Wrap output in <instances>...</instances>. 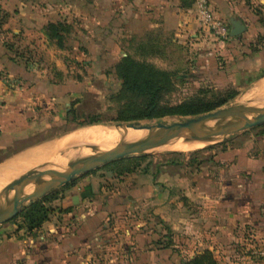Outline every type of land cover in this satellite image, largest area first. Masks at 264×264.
<instances>
[{"label":"crops","instance_id":"obj_1","mask_svg":"<svg viewBox=\"0 0 264 264\" xmlns=\"http://www.w3.org/2000/svg\"><path fill=\"white\" fill-rule=\"evenodd\" d=\"M209 1L230 30L237 23L246 26L243 33L230 38L248 32L250 16L256 11L251 3ZM251 1L260 4L262 12H259L264 20V0ZM71 2L67 6L80 11L79 15L89 25H74L75 31L69 34L73 37L71 42L59 47L45 31L47 23L56 21L48 16L49 11L55 10L54 6L29 7L23 0H0V12L5 15L0 27V152L14 147L24 150L29 146L27 142L40 134L12 140L13 132L28 125L44 100L43 93L34 94L28 87H19L17 74L27 64L18 51H33L35 60L29 68L41 79L53 82L62 81L60 78L68 74L71 64L82 69L91 63L90 53L81 48L80 40L95 43V48L102 50L110 48V52L102 54V67L106 57L122 54L127 39L147 34H155L159 41L177 50H189L192 64L204 60L205 50L215 49L225 54L226 43L215 42L202 29L196 0ZM88 11L94 15H88ZM68 52L76 56L72 58ZM57 53L60 57L56 59ZM47 56L50 58L46 60ZM44 60L56 62V66L51 69L52 65ZM193 66L189 75L209 69L208 65ZM262 70L234 73L230 83L234 86L235 77L244 74L250 77ZM82 75L87 78L84 72ZM181 76L185 78L187 74ZM75 94L53 97L46 102L47 110L52 111L45 130L51 126L54 110H58L55 101ZM257 96L264 100L263 94ZM240 133L243 132L207 151L201 150L205 157L199 160L189 158L192 163L197 160L194 171L183 174L161 170L143 175L138 172L128 198L120 194L119 198L111 195L104 199L93 184L76 183L58 194L51 203L50 218L39 228L27 231L12 224L0 228V264H182L205 250L212 251L219 264H264V137L237 142ZM35 146L36 143L30 145ZM34 157L38 159V155ZM9 164L0 167V175L6 170L5 174L9 175L21 163ZM175 166L177 163L163 167ZM161 178L165 181L162 187ZM175 185L180 186L176 189ZM129 198L133 201H127ZM144 209L146 218L140 213Z\"/></svg>","mask_w":264,"mask_h":264},{"label":"rangeland","instance_id":"obj_2","mask_svg":"<svg viewBox=\"0 0 264 264\" xmlns=\"http://www.w3.org/2000/svg\"><path fill=\"white\" fill-rule=\"evenodd\" d=\"M23 1L29 7L37 4V6L44 8L47 7L48 4H51L52 6H54L55 10L51 13L50 11L48 12L49 18L54 19L56 21H62V20L67 21L68 24L71 26V33L74 32L76 29L74 25L78 27H80L81 24L89 25V23H86L85 20H83L82 17L79 15L81 13L80 11H78L73 6L72 7L67 6L70 3H72L71 1L73 0H23ZM81 1L82 3L86 2V0H81ZM246 2L251 3V5L255 8V10L262 12L260 10L259 3L257 2L252 3L251 0H246ZM86 13L87 14L89 13L88 15H94L91 11L90 12L88 11ZM63 18H67V19L64 20ZM154 35L148 36L147 34V36L145 37H132L127 39L122 46V54L120 53L118 56L111 55L104 59L101 72L102 73L107 72L108 76L104 77L102 74L100 76L99 75L97 76L92 72L90 74L88 73L87 80L89 87L84 93L75 94L72 96L70 95L69 97L56 100L55 105L58 110H54L53 121L51 123V126L44 132L38 134L36 138L30 140V142H27L29 146L27 148H23L24 150H21L22 152L18 150L19 147L18 148L14 147L10 151L6 150L4 152H0V167H2L7 163L12 162L14 159H17L18 157L22 156L23 154L27 152L30 153L31 150H34L36 148L43 149L45 148L46 145L51 147L50 149L45 148L46 152L43 151L42 155L38 157L37 160H30V161L28 160L24 165L22 164L19 167L13 169L9 173L10 176L9 175L3 176L1 174L2 177H0V180L3 178V182L2 180L0 182L3 184L0 183L1 185L0 195L3 193V191L6 188H9L14 185H17V188H20V187H27L33 184L40 183L44 178L45 175L44 173L48 171L47 169L44 168L46 166L49 167H52L54 165L57 166L59 164L66 163L70 160L79 159L88 156L90 154L93 155L96 154L97 153L96 149L92 150L87 145L85 144L83 145V143H77L73 146H65V145H62V147L57 146L62 144L69 137L74 136L76 132L78 134L79 132L83 131V129L84 130L88 129V127L91 128L93 127L96 130L102 129L103 132H107L113 124L118 122H124V121L115 120V115L118 114V112L127 111L134 113H142L145 111V109H147L148 101L145 96H138L136 94L123 90L122 81L118 79L117 74L115 72V65L122 59V57L130 55L136 61L150 63L154 65L157 69L169 72L171 74V84L168 86V89L162 95V98L160 100V105L162 107L176 106L184 102V96L189 91V89H186L184 87V82L186 79L181 81L180 77H183L181 76V73L189 75L190 72L194 70L193 68L194 66L191 61L190 52L189 50H184V49L177 50L175 49L174 46H171L169 43L168 44L162 43L157 39L158 36H154ZM68 38H70V40ZM71 38L73 39L72 35H69L66 39V43H70ZM68 53L72 56V58L76 56L75 53L73 52H68ZM63 54L64 53H61V56ZM57 57H60L58 56V53L56 55V59ZM47 58L50 57L47 56L46 60ZM45 62L47 64L50 63L49 61H48L49 63L47 61ZM50 64L52 65V66L50 65L51 69L53 65L56 66V62H52ZM54 69L52 71L53 73H54ZM83 72L84 70L78 67V65L71 64V68L69 69L68 74H66V76L64 77L62 76L60 79H62V81H65L68 78H72L75 80L78 78V76H80V74L82 75ZM261 83H264V71H262V73L259 72L254 75H250V77H248L245 74L235 77V81H234L235 85L233 86V84L231 83L232 87H235L234 89L237 90L235 96L232 99H230L227 103L213 110L219 108H229L233 104L245 103V102L251 104L263 103L264 100L263 101L261 100L262 97L260 98L257 96V95L261 96L262 93L258 94L257 92L255 94V91L257 90V88L259 89V87L261 86L259 84ZM189 85L190 84H188L187 86ZM220 99H222V97H220ZM260 107H264V104H262ZM196 115L169 114L161 117H155L152 119H138L132 121H137L141 123H154L159 121L173 122V121H179L189 117H193ZM93 120H95L96 122H92ZM263 124L256 126L252 129L242 131L243 133H240V135H238V138L236 137L237 139L236 141L243 142L248 138L258 137L259 136L258 133L262 130ZM233 136L235 135L234 134L228 135L222 133L218 135L217 139L209 141L204 146L198 148L179 149L176 148L173 144H171L172 146L166 144L162 148V150L159 151H153V152L139 151L133 155L122 157L125 159L135 158L132 162H126L124 163V165H129L130 167L133 166L136 167L139 164L141 167L139 168V170L135 171L136 173H134V171H131L119 175L117 172L118 170L123 169V165L121 164L111 165L112 162L118 160L116 159L114 161L106 163L105 165L91 172L78 176L74 181H76L78 185H82V186H85V184L87 183L93 184L96 189L98 188L99 192L103 193L102 196L104 199H108V197L111 195H116L119 198L120 194H123L125 196L124 198H128V196L130 195L129 189H131L135 185L134 183L135 177L139 173H140L139 175L146 174L147 172L148 174L149 173L152 174L155 172L157 174L161 170L162 171L172 170L178 173L186 174L187 172L194 171L196 168L197 160H194V162L192 163L190 162L189 158L192 157L194 159L197 158L199 160L205 157V155L201 153V150L207 151V149L216 146L219 143H222V141L228 138L233 139ZM92 142L93 141L91 139L90 145ZM120 142H122L121 139H118V141L116 140L113 143L112 148H116L117 144H119ZM33 143H36V146L31 148L30 145H32ZM79 150L81 151L85 150L87 152L75 158H69L68 156L66 157L68 153L72 151L77 152ZM90 151L91 153H89ZM56 157H59V159H55ZM173 160L177 161V166L172 168L163 167L167 164L170 163L172 164ZM60 161L63 163H59ZM180 163H182L181 166ZM7 176L8 178L6 179ZM9 177L12 178L10 179ZM159 180H161L162 182L160 183L161 187L164 186L165 181H163L162 178ZM140 181L141 180H138V182ZM67 184L53 189L48 194H52V196H54L64 192L66 190ZM165 186L167 187L168 183ZM179 186L180 185H175L174 187L178 189ZM133 198L134 197H131V199ZM179 199L180 197L177 196V200ZM127 201L130 202L133 200H130L129 198V200ZM33 202L27 203V205L21 210V212L25 208L30 206ZM47 204L49 206V202H47ZM20 213L11 220L3 224H0V228L7 224H12L13 226H15V228H20V223L22 222V217L20 216ZM140 213L142 214L143 217L146 218V213H147L146 209H144ZM153 218L155 219V216H153ZM156 221H159V218L156 217Z\"/></svg>","mask_w":264,"mask_h":264},{"label":"trees","instance_id":"obj_3","mask_svg":"<svg viewBox=\"0 0 264 264\" xmlns=\"http://www.w3.org/2000/svg\"><path fill=\"white\" fill-rule=\"evenodd\" d=\"M250 6V4H248ZM0 12V27H2L5 15ZM251 27L248 32L241 37L228 38L225 54H221L217 50H205L204 60L195 61L197 67L208 65L207 71H196L192 75L180 77L184 79V87L189 91L184 96V102L176 106L160 105L162 95L171 84V74L166 71L157 69L154 65L145 62H139L133 59L130 55L122 57L116 63L115 72L119 80L122 81L123 90L145 96L148 101L147 109L142 113H134L120 111L115 115L117 121H132L138 119H152L164 115H196L213 110L232 99L237 90L232 87L230 77L234 73L245 70H256L263 68L264 71V20L259 11H253L250 16ZM46 34L50 39L56 42L59 47H64L66 38L71 33V26L67 21L49 22L45 26ZM119 37V36H118ZM119 45V42H115ZM114 43V45H115ZM81 48L90 53L91 63L83 65L84 74L88 75L91 72L95 75L108 76L107 72L102 73L101 59L104 51L110 52V48L102 50L99 47L95 48V43H88L80 40ZM110 47V46H108ZM223 52V53H224ZM22 60L27 66L20 68L19 87L29 88L36 94L41 92L44 94V100L39 106L34 117L29 119L28 125L18 131L13 132L12 140L26 138L36 133L45 131L51 122V111L46 102L53 97L67 95L69 93L82 94L88 89V80L83 75L78 76V80L74 81H58L41 79L33 69L29 68L35 60L33 51L19 52ZM262 73V72H261ZM190 84L189 86H187ZM222 97V99H220ZM92 122H96L93 120ZM262 130L258 133L259 137H264V124ZM212 148V147H211ZM135 158H121L111 163V165H123V169L118 170V174L122 175L131 171H137L141 167L139 164L136 167L124 165L126 162H132ZM172 163H177L174 161ZM76 184V181L67 184L66 189H70ZM88 189L91 188L89 185ZM58 198V195L52 196L48 194L41 200L33 202L25 208L20 216L22 222L20 228L27 231H33L39 228L46 220H48L53 212L51 203ZM114 201V199L112 200ZM49 202V206L47 204ZM161 243V241H160ZM182 264H219L214 254L210 250H205L196 254L193 258L184 260Z\"/></svg>","mask_w":264,"mask_h":264},{"label":"water","instance_id":"obj_4","mask_svg":"<svg viewBox=\"0 0 264 264\" xmlns=\"http://www.w3.org/2000/svg\"><path fill=\"white\" fill-rule=\"evenodd\" d=\"M245 29L246 26L243 23H237L230 30V35L239 36ZM232 106L173 122L124 121L113 124L111 126L112 134L135 132V139H124L117 144L116 148H110L109 144L103 148L90 147L92 150L96 149L97 153L57 165L52 171L44 173V178L40 183L27 187L17 188V185H14L6 188L0 195V198L4 197L3 202L0 203V224L11 220L21 212L27 203L41 199L53 189L74 181L78 176L91 172L106 163L142 151L141 149L151 142L170 134L178 140L202 136L213 130H218V135L222 133L231 135L264 123V107L232 111ZM229 123L234 126H227L226 124ZM77 201L78 196H75L74 202Z\"/></svg>","mask_w":264,"mask_h":264},{"label":"bare ground","instance_id":"obj_5","mask_svg":"<svg viewBox=\"0 0 264 264\" xmlns=\"http://www.w3.org/2000/svg\"><path fill=\"white\" fill-rule=\"evenodd\" d=\"M257 92H258V94H261L262 93L264 95V83L259 87V89L257 88V90L255 91V94ZM262 104H264V102L263 103H255V104H251V103H247V104L238 103V104H233V106H232L231 109H232V111H240V110H245V109L258 108ZM226 125L227 126H234L231 123L226 124ZM127 134H129V135H127ZM135 134H136L135 132L134 133L133 132L132 133H126V134H118V133L112 134L111 128L107 132H103L102 129L96 130L93 127L92 128L91 127H88V129H86V130L83 129V131L79 132L78 134L76 132V134H74V136L69 137L66 141H64L62 144L57 145V146L58 147H62V145H65V146H73V145H75L77 143H83V145L85 144L89 148L90 147H95V146H98L100 148H103L107 144H109V147L112 148L113 147V143L116 140L118 141V139H121V140H124V139L125 140L135 139V136H136ZM218 134H219V131L218 130H213V131H211V132H209V133H207L205 135L198 136V137H193V138H188V139H184V140H178L173 135L170 134L167 137H163V138H160V139H157V140L151 142L150 144H148L147 146H145L141 150L144 151V152L159 151V150H162V148L166 144H169V146L171 144H173L176 148H179V149L198 148V147L204 146L209 141L215 140L217 138ZM91 139H92L93 142L90 145ZM48 147L49 146H47V145L45 146V148H47V149H48ZM45 148H43L44 150L43 149H40L39 151L38 150L37 151L35 150V152H34V150H31V153H28L27 155L25 154V156H22L20 158H17L18 160L16 159V161L11 162V164H9L8 166H10V165H12V166L13 165H17V163H21L20 165H22V164L24 165L28 160L30 161L33 158H35L34 157L35 155L36 156L38 155V157H39L40 154L42 155L41 152L42 151H45ZM32 151L34 153H32ZM85 152H87V151H85V150L84 151L79 150L77 152L76 151H72V152L68 153L66 155V157L68 156L69 158H75V157H77L79 155L81 156L82 154H85ZM89 153H91V151ZM55 159H59V157H56ZM59 163H63V162L60 161ZM20 165H18V166H20ZM8 166L6 167V169L8 168ZM55 167H56V165H54L52 167L46 166L44 168L49 171V170H53ZM9 168H11V167H9ZM6 169H4V170H6ZM5 172L2 173V170H1V173H2L3 176H6L7 175V174H5ZM0 177H2V176L0 175ZM12 177H9V178L11 179ZM7 178H8V176L6 177V179ZM14 179H16V178H14ZM1 180L3 182V178ZM4 183H7V182H4ZM1 184H3V183H1ZM3 200H4V197L0 198V203L3 202Z\"/></svg>","mask_w":264,"mask_h":264},{"label":"built area","instance_id":"obj_6","mask_svg":"<svg viewBox=\"0 0 264 264\" xmlns=\"http://www.w3.org/2000/svg\"><path fill=\"white\" fill-rule=\"evenodd\" d=\"M196 12L202 29L215 42H225L231 37L229 24L216 15L209 0H196Z\"/></svg>","mask_w":264,"mask_h":264}]
</instances>
